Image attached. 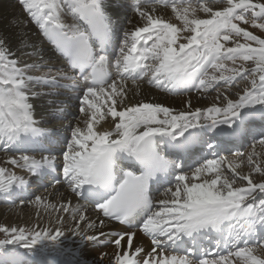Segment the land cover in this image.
<instances>
[{
  "label": "snow or ice",
  "instance_id": "6c2138e0",
  "mask_svg": "<svg viewBox=\"0 0 264 264\" xmlns=\"http://www.w3.org/2000/svg\"><path fill=\"white\" fill-rule=\"evenodd\" d=\"M17 2L28 21L0 11V152L53 188L66 186L72 199L30 201L55 214L47 226H0V264H90L87 250L106 244L117 250L109 264H264V152L256 150L264 147V37L241 26L264 32V0H132L141 24L130 30L118 27L109 0ZM157 4L178 23L156 14ZM29 22L64 67L23 39ZM143 83L173 95L215 90L216 101L194 109L189 101L181 111L130 103ZM62 89L74 94L82 119L65 126V106L53 100L59 127L39 126L33 98ZM248 137L250 152L219 154ZM29 187L0 166L5 201ZM106 222L127 230L106 232ZM66 228L79 253L65 251ZM132 229L150 239V250H133Z\"/></svg>",
  "mask_w": 264,
  "mask_h": 264
},
{
  "label": "bare ground",
  "instance_id": "6f19581e",
  "mask_svg": "<svg viewBox=\"0 0 264 264\" xmlns=\"http://www.w3.org/2000/svg\"><path fill=\"white\" fill-rule=\"evenodd\" d=\"M109 3L111 4L110 11L113 14L114 20L117 22L118 27L121 29H132L134 26H140L141 22L139 21V18L135 12L131 10L129 5L132 3V0H109ZM214 7H217L218 5H213ZM0 11H5L11 15H14L19 20L22 21H28L27 14L23 11L20 4L17 2V0H0ZM156 14L162 15L165 19H171L172 22H175V18H173V14L171 12V9L168 7H164L162 5L157 4L156 5ZM203 15V14H201ZM131 21L129 23L128 21ZM15 31V30H13ZM21 31L23 33V39L35 43L39 48L42 49L45 59H47L49 56H52L53 63L56 67H64V62L62 60H59L56 58V56L53 55V46L42 36V34L39 32L38 28L32 24L27 23L26 27H21ZM122 35V33H121ZM16 40L13 39V45L15 47ZM129 87L131 88V82H129ZM37 91H41V89H37ZM63 91V90H61ZM133 91H136L133 89ZM62 96H37L33 98L32 103L34 104L35 108V114L36 119L38 121L39 126L47 127L49 129L52 128L53 124L52 122V108L54 107L53 104L49 103V101H62L63 104L65 102L69 105V115L71 113H77L78 117L75 119L69 118V115H67V119L63 122L66 126L69 121L76 122L82 117L78 113V101L73 100L74 94L70 91H63ZM204 92H198L197 90L193 89L190 92L181 94V95H173L164 91H161L159 89H156L154 87H151L147 85L146 83H143L141 88L139 89L138 93L135 96H132L130 94L129 96V102L135 103L138 101L142 102H149V103H161L167 107L173 108L176 111L186 110V106L188 102H191L192 108L200 107L205 108L211 105H204L203 103L199 102L201 99L205 97ZM65 105V104H64ZM66 110V108H65ZM50 122V123H49ZM48 123L50 125H48ZM56 126L58 127V124L56 121H54ZM60 124V123H59ZM105 127L108 125L105 124ZM60 137L62 139L61 133ZM262 150V149H261ZM7 154L4 152H0V166L8 167L11 170L15 171L18 175H23L25 178L29 180L30 187L25 190L24 197L26 198L31 197L32 195H39V196H45L50 200H53L54 202H59L62 197L67 196L69 199H72L69 191L67 190L66 186L61 187L60 185H56L55 188L52 186L48 187L44 192H40L42 188L41 182L44 178H37L35 176H31L27 173L26 170H22L19 168H16L15 166L10 165L7 163L8 157ZM38 155V154H36ZM46 185V184H45ZM46 192V193H45ZM51 193V195H49ZM21 197L16 198H9L11 201L15 199L17 201ZM1 198V197H0ZM76 201L73 200V203ZM22 205H17L14 210L9 212L7 209L0 210V226H21L26 222L27 226L32 227L36 224H40L42 227L47 226L49 223V220H52L54 222L55 220V214L51 213V210L45 211L44 209H40L34 204H32V207L29 209H24L21 207ZM51 213V214H50ZM88 216L95 218L96 213L91 209V207H88L87 210ZM65 222L68 227H71V224L69 223L68 217L65 216ZM108 223V227L104 229V231H123L126 229H123L121 226L114 224L113 222H106ZM134 231V230H132ZM136 236L133 239V250L135 247H143L145 251L150 250L151 243L150 239L145 236L141 231H135ZM79 245V238L74 236L70 231H67L66 228V238L64 239V248L65 251H71L76 250L77 253L81 251V249L78 247ZM116 248L114 244H106L102 246H93L87 250V255L84 257L87 259L90 264L91 261L95 260L96 264H100V254L101 253H107L108 255L104 256L103 258V264H109V259L114 255L116 252Z\"/></svg>",
  "mask_w": 264,
  "mask_h": 264
},
{
  "label": "rangeland",
  "instance_id": "374dc122",
  "mask_svg": "<svg viewBox=\"0 0 264 264\" xmlns=\"http://www.w3.org/2000/svg\"><path fill=\"white\" fill-rule=\"evenodd\" d=\"M216 5H218L217 7L222 6L221 4H216ZM173 18H174V16H173ZM173 23H178V21L175 20V22H173ZM241 26L242 27H247L248 30L252 31L254 34L264 37V32H261L259 29H253V28H251L248 25H241ZM244 83H246V82L240 83V87L239 88L233 86V88L230 90V94H231L233 99L236 98L235 97V93L237 91H239L244 86ZM221 91H224V89L221 88ZM203 94H205V97H203V98L200 97L199 99H201V100L199 102L203 103L204 105H211L213 102L216 101L217 92L215 90H210V91L204 92ZM61 136L63 137V133H61ZM256 150L258 152H264V147H262L261 145L257 144L256 145ZM250 151H251V147L249 145L247 148H244L241 152L247 153V152H250ZM235 153H233V155H230L232 157H230L229 159H236V156L234 155ZM6 154H7L6 156L13 155V153H10V152H8ZM15 155H17V153ZM240 171H242L244 173H247L249 171V168H248L246 163L240 169ZM253 179H254V181H259L261 178H260V176L258 174H253ZM44 191L41 190V192H44ZM262 195H264V194H262ZM31 197L26 198V196L25 197L23 196V198L18 199V200L22 199L24 201L23 204H21L20 201H18V200H17L18 202L14 203V204H3V203H0V210L4 209V207H5V210L7 209L9 212H11L12 210H14L16 208L17 205H22L21 207H23L24 209H29V208L32 207V204L30 203V201L33 200L35 198V196L32 195ZM9 200H11V199H9ZM26 224L27 223L24 222V224H22L21 226H27ZM1 226H5V225H1ZM27 227H29V226H27ZM0 238H3V234L2 233H0Z\"/></svg>",
  "mask_w": 264,
  "mask_h": 264
}]
</instances>
